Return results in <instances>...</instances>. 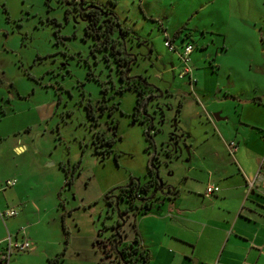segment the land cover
Instances as JSON below:
<instances>
[{
	"label": "rangeland",
	"instance_id": "rangeland-1",
	"mask_svg": "<svg viewBox=\"0 0 264 264\" xmlns=\"http://www.w3.org/2000/svg\"><path fill=\"white\" fill-rule=\"evenodd\" d=\"M68 1L74 0H0V185L18 181L15 188L0 186V203L17 211L29 207L43 227L63 230L59 264H99L110 260V239L124 223L105 197L131 183L132 173L147 181V126L133 122L137 92L121 82L109 51L93 52L89 17ZM84 1L112 10L141 42L130 45L137 62L129 75L147 78L158 92L149 113L160 129L156 145L167 152L162 175L173 186L180 173L167 165L183 151V135L199 134L207 114L221 111L212 105L215 97L264 98V0ZM187 44L194 53L183 63ZM186 66L195 88L179 76ZM99 136L114 141L112 148H98ZM17 146L26 150L18 154ZM129 206L119 204L121 210ZM123 228L132 244L133 217ZM43 233L54 237L51 230ZM27 256L15 258L38 264Z\"/></svg>",
	"mask_w": 264,
	"mask_h": 264
},
{
	"label": "crops",
	"instance_id": "crops-1",
	"mask_svg": "<svg viewBox=\"0 0 264 264\" xmlns=\"http://www.w3.org/2000/svg\"><path fill=\"white\" fill-rule=\"evenodd\" d=\"M188 77L195 88L193 72ZM215 98L212 105L221 111L207 114L199 134L190 132V145L185 143L167 165L177 169L180 181L166 182L163 199L137 216L135 240L148 256L146 264H264V98L257 93ZM232 142L238 145L235 153ZM14 149L22 154L26 147ZM210 185L221 191L207 197ZM0 204V211L8 209ZM22 229L32 242L27 258L50 264L61 255L63 230L57 224L43 227L29 207L0 220V241L19 237ZM48 230L53 238L43 233ZM16 260L10 264H20Z\"/></svg>",
	"mask_w": 264,
	"mask_h": 264
},
{
	"label": "flooded vegetation",
	"instance_id": "flooded-vegetation-1",
	"mask_svg": "<svg viewBox=\"0 0 264 264\" xmlns=\"http://www.w3.org/2000/svg\"><path fill=\"white\" fill-rule=\"evenodd\" d=\"M68 5L75 6L83 15L84 12H90L96 6V4L87 3L84 0H74L73 2L68 1ZM128 30V34H126L123 38L117 37L118 35L112 37L116 48L121 49V56L125 63H118L115 57L114 62L120 71L118 75L121 82L126 83V88L130 90L133 89L138 94L137 99L139 102L136 103L135 110L133 112V122L147 126L145 128L146 142L149 144L146 149V153H148L149 157L147 165V181L142 182L139 178L134 179V177H131V183H128L125 186L116 187L114 190L108 193V195L105 197V200L106 202H109V204L111 203V206H114V210L117 209V200L119 201V204L129 203V207L125 209L123 208L121 210V217L122 220H124V225L128 219L133 217V227H135L137 224V216L146 212V210H150L154 205L158 204L163 199L164 194L167 192V183L164 181V177L162 175L164 154H167V152L165 150L160 152L157 145L155 147L152 144V141L154 144L156 143L154 137L160 133V129L155 125V119L150 115L149 107L153 100L159 98L158 92H156L149 84L147 78L142 76L131 78L129 75L130 71L132 70V66L137 62V58L134 57L133 53L130 51V45H134L135 42H141L138 38H136L132 30ZM97 43L98 42L96 41V46ZM95 49L97 48H94L93 52ZM99 50L101 49L99 48ZM121 92L123 91L121 90ZM107 109L108 108L105 102L103 104H99L101 115H103ZM94 114V120L98 123L95 109ZM110 115H112V113H110ZM182 138L184 139L185 143L189 144L190 138L188 135H183ZM98 144V148L105 147V143L101 142L100 140ZM107 151L108 150H105V153ZM156 169L159 170V177ZM161 179L163 180V186L159 182ZM136 200L139 202L138 205L136 204ZM117 228L118 230H116ZM126 237V231L124 230L123 226H121V223L118 222L110 239V247L108 249L109 252L107 253V257H109L110 260L108 262L103 260L104 264H142L140 254L142 253L141 249L138 247L135 241H132V244L127 243L125 241Z\"/></svg>",
	"mask_w": 264,
	"mask_h": 264
},
{
	"label": "trees",
	"instance_id": "trees-1",
	"mask_svg": "<svg viewBox=\"0 0 264 264\" xmlns=\"http://www.w3.org/2000/svg\"><path fill=\"white\" fill-rule=\"evenodd\" d=\"M112 6H116L112 4ZM85 16H88L90 18L89 27L87 29V34H90L98 43L96 48L101 50L109 51L111 56L116 58L118 63H125V61L122 59L121 56V49L116 48L113 42V38L115 35H118L117 37L123 38L126 34H128L129 30L127 28H123L119 21L118 17L114 14L112 10H109L108 8H103L99 5H96L95 8H93L90 12H84ZM106 62H110V59L106 57ZM137 102L138 99H137ZM87 114L88 117L92 120L95 119L94 109L91 105H87ZM98 139L101 142L105 143V146H108L109 148H112L114 145V141H105L102 137H98ZM152 144L154 146V143L152 141ZM112 151L108 150L107 153H111ZM152 159V158H151ZM79 167L77 168V170ZM75 170V173L76 171ZM74 173V174H75ZM74 174L69 177H66V185L71 187L73 185L74 181ZM109 203V202H108ZM111 204V203H110ZM149 210H146V212ZM137 243V238L135 240ZM141 254V263L146 264L148 261V256L145 255L144 252ZM64 254H61L56 259L51 260L50 264H59L62 262ZM100 264H104L103 260L100 262Z\"/></svg>",
	"mask_w": 264,
	"mask_h": 264
},
{
	"label": "built area",
	"instance_id": "built-area-1",
	"mask_svg": "<svg viewBox=\"0 0 264 264\" xmlns=\"http://www.w3.org/2000/svg\"><path fill=\"white\" fill-rule=\"evenodd\" d=\"M166 45L172 51H176L174 47V43L172 40L166 41ZM194 47L191 44H187L184 47L183 53L180 55V59H182L183 63H189L190 56L193 54ZM192 74V70L186 66L182 72V76H188ZM230 150L235 153L238 149V145L235 142H232L230 145ZM17 180H7L4 184H2L3 190L12 188L17 185ZM253 183L249 185V188H253ZM220 187L215 185H210L206 189L205 195L207 197L214 196L220 192ZM18 215V211L14 208L7 209L6 211H0V220L4 221L8 218H14ZM24 230L20 231V235H23L22 238L18 236L9 235L6 239L0 241V264H10L13 257L19 254H23L28 252L32 247V242L24 236Z\"/></svg>",
	"mask_w": 264,
	"mask_h": 264
},
{
	"label": "water",
	"instance_id": "water-1",
	"mask_svg": "<svg viewBox=\"0 0 264 264\" xmlns=\"http://www.w3.org/2000/svg\"><path fill=\"white\" fill-rule=\"evenodd\" d=\"M154 146L156 147V143L154 144ZM156 172H157L158 177H159V170L156 169ZM159 179H160V178H159ZM159 182H160L161 185L163 184V180H162V179H161ZM162 186H163V185H162ZM116 208H117V209H116V212H117V214H118V216H119V219L122 220V217H121V209H120V207H119V201H118V200H117V207H116ZM121 226H124V223L121 224ZM116 230H118V228H117ZM134 233H136V226L134 227Z\"/></svg>",
	"mask_w": 264,
	"mask_h": 264
}]
</instances>
